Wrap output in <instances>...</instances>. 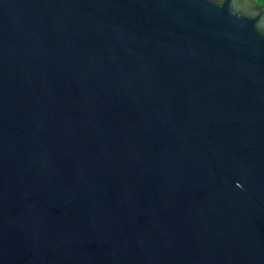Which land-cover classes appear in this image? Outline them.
<instances>
[{"label":"water","instance_id":"obj_1","mask_svg":"<svg viewBox=\"0 0 264 264\" xmlns=\"http://www.w3.org/2000/svg\"><path fill=\"white\" fill-rule=\"evenodd\" d=\"M0 264H264V7L0 0Z\"/></svg>","mask_w":264,"mask_h":264},{"label":"trees","instance_id":"obj_2","mask_svg":"<svg viewBox=\"0 0 264 264\" xmlns=\"http://www.w3.org/2000/svg\"><path fill=\"white\" fill-rule=\"evenodd\" d=\"M253 1L258 2L260 5H262L264 7V0H253Z\"/></svg>","mask_w":264,"mask_h":264}]
</instances>
